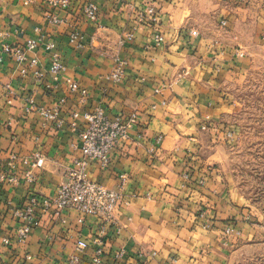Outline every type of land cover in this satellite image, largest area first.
Wrapping results in <instances>:
<instances>
[{
  "label": "crops",
  "instance_id": "0c3cea01",
  "mask_svg": "<svg viewBox=\"0 0 264 264\" xmlns=\"http://www.w3.org/2000/svg\"><path fill=\"white\" fill-rule=\"evenodd\" d=\"M88 1L99 8L95 20L83 12ZM148 5L160 17L157 26L139 20ZM212 13L217 25L204 23ZM55 16L62 21H53ZM0 31L13 45L44 35L37 67L11 57L0 62V173L15 155L19 174L17 184L0 189V264H73L75 258V264H226L232 243L249 226L248 209L228 193L201 149L204 135L230 110L221 82L244 65L253 47L264 45V0H70L64 10L47 0H0ZM74 31L83 36L81 46L70 41ZM51 42L66 70L58 81L48 73L38 81L34 70L50 65ZM118 58L126 62L119 81L111 78ZM72 82L78 92H71ZM82 89L88 91L83 100ZM62 98L58 127L36 107L53 108ZM95 107L111 119L137 115L109 165L92 161L87 167L90 179L112 189L120 174L128 176L117 224L104 231L95 217L80 222L77 210L57 214L41 204L81 157L82 115ZM74 112L81 115L75 119ZM37 153L45 164L29 182L25 160ZM33 196L39 199L35 221L20 241L24 221L15 210ZM227 227L235 232L226 233ZM78 239L88 247L79 249Z\"/></svg>",
  "mask_w": 264,
  "mask_h": 264
},
{
  "label": "built area",
  "instance_id": "2783aa9c",
  "mask_svg": "<svg viewBox=\"0 0 264 264\" xmlns=\"http://www.w3.org/2000/svg\"><path fill=\"white\" fill-rule=\"evenodd\" d=\"M49 5L54 9L64 10L70 5V0H47ZM98 6L88 1L84 7L83 12L89 19L95 20L98 16ZM139 20L149 25H158L160 17L156 13V9L153 5H148L145 13L139 15ZM53 21L61 22L62 20L57 16ZM225 24V21L223 22ZM133 34H130L132 37ZM6 37V33L0 31V62L4 61V58L11 57L16 60L19 65H23L26 60L29 61L30 67H37L39 64V58L37 55V49L41 42L44 40V35L28 37L23 45H13L3 39ZM83 36L79 31H74L70 34V41L77 43L81 46V40ZM164 41L163 35H157L155 37V43L161 44ZM46 48L52 52L51 63L48 68H37L34 70L35 77L38 81H42L46 73L58 81L60 75L66 70V64L62 62L61 54L56 51L55 43H48ZM28 53L32 54V57L28 56ZM126 62L122 59L116 60V65L111 78L113 80H121L125 75ZM28 69L22 71L23 76H26ZM9 87V86H8ZM165 87V83L162 85ZM161 87V88H162ZM71 92H78L79 84L72 82L70 85ZM156 89V92H159ZM88 95L86 89L81 90V99L83 100ZM65 102V99H61L58 104L53 108L36 107V111L45 119L46 122H54L56 126L61 127L63 121L61 119V105ZM31 110V108H28ZM81 114L79 112L72 113L73 118H78ZM85 122V128L80 133L81 139V157L75 159L74 165L67 171L66 179L58 185L55 195L51 198L47 197L41 200V204L44 209H53L57 214H60L65 209H74L79 212L78 220L84 222L85 218L95 217L102 223V231L107 226H114L117 224L116 212L119 210L123 197L124 190L127 185L128 176L126 173H122L118 178L117 189H112L106 185L90 179L87 167L90 162L97 161L102 167H106L110 163L111 151L114 148H118L120 143L126 141L129 138V132L134 122L137 121V115L133 114L129 120L123 117H116L111 119L107 116L105 110L102 107H95L93 110L85 111L83 113ZM205 128V127H203ZM161 137L157 139V142H161ZM16 156L13 155L9 162V170L0 173V189L4 183L17 184L19 181V174L14 170V160ZM30 166V169L25 172L23 177L29 181L34 182L37 179L35 170L40 169L45 164L44 155L41 153L35 154L34 159L25 160ZM39 203V199L33 196L30 202L23 209H16L15 214L23 219L24 224L17 231V238L20 241H25L31 231L30 225L35 221L36 206ZM226 233H233L235 229L233 227H227ZM6 242H9L8 238ZM79 249H86L88 243L82 239L77 240ZM102 244H98L96 248L95 261L100 263L102 261L103 254ZM124 251L117 253L118 258H122ZM78 259L75 258L72 263Z\"/></svg>",
  "mask_w": 264,
  "mask_h": 264
},
{
  "label": "rangeland",
  "instance_id": "374dc122",
  "mask_svg": "<svg viewBox=\"0 0 264 264\" xmlns=\"http://www.w3.org/2000/svg\"><path fill=\"white\" fill-rule=\"evenodd\" d=\"M203 20L219 21L213 13ZM247 57L221 82L230 110L204 135L201 149L228 193L248 209L249 226L232 243L226 264H264V45Z\"/></svg>",
  "mask_w": 264,
  "mask_h": 264
}]
</instances>
